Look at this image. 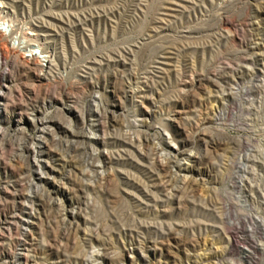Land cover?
Wrapping results in <instances>:
<instances>
[{
  "label": "rangeland",
  "instance_id": "374dc122",
  "mask_svg": "<svg viewBox=\"0 0 264 264\" xmlns=\"http://www.w3.org/2000/svg\"><path fill=\"white\" fill-rule=\"evenodd\" d=\"M1 2L64 73L0 111V264H264V0Z\"/></svg>",
  "mask_w": 264,
  "mask_h": 264
},
{
  "label": "built area",
  "instance_id": "2783aa9c",
  "mask_svg": "<svg viewBox=\"0 0 264 264\" xmlns=\"http://www.w3.org/2000/svg\"><path fill=\"white\" fill-rule=\"evenodd\" d=\"M4 1V0H0ZM6 8L9 9L6 5ZM32 26L28 22L19 21L16 17L9 20H0V70L5 64V59L14 58V73L11 76V84H21V91L25 93V85L22 86V81L27 78L23 77V69L25 66H35L37 63V57L41 53L39 49L34 46L33 39H30L27 35V27ZM55 58V57H54ZM49 64V71L45 79H38L37 83L46 86L52 82L61 80L64 72L60 70L53 71V62ZM2 80H0V87ZM36 95L32 102L36 101ZM22 109L29 103H22L21 99L18 100ZM44 116L39 114L35 120L37 125H45ZM22 131V129H21Z\"/></svg>",
  "mask_w": 264,
  "mask_h": 264
},
{
  "label": "bare ground",
  "instance_id": "6f19581e",
  "mask_svg": "<svg viewBox=\"0 0 264 264\" xmlns=\"http://www.w3.org/2000/svg\"><path fill=\"white\" fill-rule=\"evenodd\" d=\"M9 19H14V17H12L10 12L6 8V5H4L0 1V20H9ZM27 35H28V37L30 39H33L34 46L41 51V53L37 57V63L35 65L36 67H31L30 70H33V71L36 72L38 69H40L41 72L48 73L49 64L52 62L53 55H51V52L48 51L46 47H44V43L41 42L42 41L40 39L41 37H40V35H39V33H38V31L36 29H34L31 26H28L27 27ZM7 59H14V58H7ZM7 59H5V64H6ZM5 64H4V66H5ZM4 66L1 68V70H3ZM24 69H23V77H24ZM0 80H2V84H1V87H0V111L3 112L4 110H7L10 107L21 109L22 106H21L20 103H18L19 99H14V97H13L14 94H15V91L17 92V85L18 84H11V78L9 76H7V74H3L2 76H0ZM19 96H21V102L22 103H29L25 107L26 109L24 108L23 111L25 113L23 112L24 114L22 113V115L28 116V117L32 118V120H35V118L38 116V113L35 110V105H33L34 103H37V102H32L34 97H35L34 93L33 92L32 93L31 92H27V99H23L21 94H19ZM32 122H34L35 128L36 127L39 128V131H41L42 133H44L45 132L44 130L47 129L45 127L44 128H40V127H43L45 125H42V126L41 125H37V121H32ZM2 135L6 136L7 135V131L2 129V128H0V136H2ZM76 148H78V147H76ZM73 150H75V149H73ZM7 230H9V229H7ZM0 233H3V231L0 232Z\"/></svg>",
  "mask_w": 264,
  "mask_h": 264
}]
</instances>
